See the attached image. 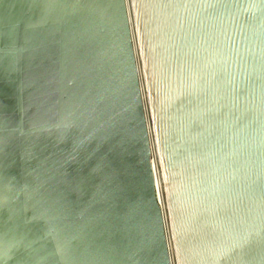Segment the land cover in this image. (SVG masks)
Wrapping results in <instances>:
<instances>
[{
  "label": "water",
  "instance_id": "water-1",
  "mask_svg": "<svg viewBox=\"0 0 264 264\" xmlns=\"http://www.w3.org/2000/svg\"><path fill=\"white\" fill-rule=\"evenodd\" d=\"M0 264H264V0H0Z\"/></svg>",
  "mask_w": 264,
  "mask_h": 264
},
{
  "label": "bare ground",
  "instance_id": "bare-ground-1",
  "mask_svg": "<svg viewBox=\"0 0 264 264\" xmlns=\"http://www.w3.org/2000/svg\"><path fill=\"white\" fill-rule=\"evenodd\" d=\"M154 168H155V173H156V181H157V183H158V176H157V171H156L155 163H154Z\"/></svg>",
  "mask_w": 264,
  "mask_h": 264
}]
</instances>
